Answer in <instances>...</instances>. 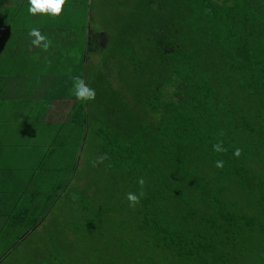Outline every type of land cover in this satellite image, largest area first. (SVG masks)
<instances>
[{
  "label": "trees",
  "instance_id": "16d2710c",
  "mask_svg": "<svg viewBox=\"0 0 264 264\" xmlns=\"http://www.w3.org/2000/svg\"><path fill=\"white\" fill-rule=\"evenodd\" d=\"M129 14L131 44L117 41L94 61L91 76H79L96 95L81 102L72 92L73 113L88 111V119L68 126L86 136L91 120L99 123L93 137L139 197L133 259L264 264V0H140ZM125 35L122 29L119 38ZM217 143L224 151L213 150ZM73 170L63 180L56 175L62 181L53 179L44 203L31 201L29 188L19 213H0V244L8 245L0 263L48 220ZM61 250L49 252L52 264Z\"/></svg>",
  "mask_w": 264,
  "mask_h": 264
},
{
  "label": "rangeland",
  "instance_id": "374dc122",
  "mask_svg": "<svg viewBox=\"0 0 264 264\" xmlns=\"http://www.w3.org/2000/svg\"><path fill=\"white\" fill-rule=\"evenodd\" d=\"M137 1L140 0H84L79 4L75 0L71 13H65L60 18L51 17V24H58V36L66 32L72 41L65 39L58 42L56 51H52L51 65L43 66L41 70L52 69L56 73L59 71L66 74L69 71L81 76L88 71L83 69V62L87 61L91 76L94 61L101 60L114 43L119 41L131 44L127 42L131 32H128L125 25L131 22L129 11ZM122 29L126 33L123 39L119 38ZM143 52L147 54L146 50ZM86 54L89 60L85 57ZM145 76L146 74L142 80ZM33 102L36 101L33 100L30 104ZM39 103L43 106L44 101ZM123 103L128 107L135 106L133 101L130 102L125 97ZM133 110L136 111V108ZM27 115L29 120L34 119L33 113ZM91 121L86 138L81 142V149H72L70 155L61 156L54 148L52 155L44 157L45 165L39 172L42 179L40 184H43L40 187L44 188L40 196L41 202L47 200L56 186V180L59 181L56 173L66 174L72 167L74 170L71 172L70 185L60 195L56 209L48 220L42 222L36 230L38 232H34L35 236L21 237L23 241L10 249V253H6L0 264H48L50 261L52 264L49 252L60 249L62 250L54 264H69L72 261H76V264H137L133 255L141 240L138 238L140 216L138 206H130L126 198L127 193L131 192L132 183L124 175L125 170L111 167L112 164L106 160L109 151L92 134L94 130L99 131L100 125ZM39 143L43 144L41 141ZM45 174L47 178L44 179ZM8 190L11 193L13 189L10 187ZM67 201L65 209L63 204ZM22 208L23 202L19 206V209ZM61 219L63 220L60 221ZM60 222L64 226L60 227ZM57 239L63 246L55 244ZM6 246L8 245L0 244V250ZM156 260H159L157 255Z\"/></svg>",
  "mask_w": 264,
  "mask_h": 264
},
{
  "label": "crops",
  "instance_id": "0c3cea01",
  "mask_svg": "<svg viewBox=\"0 0 264 264\" xmlns=\"http://www.w3.org/2000/svg\"><path fill=\"white\" fill-rule=\"evenodd\" d=\"M77 1L82 4L84 0ZM74 2L66 0L61 16L74 9ZM50 20L51 17L29 15L27 0H0V213L5 219L14 211L22 210L19 206L25 202L26 189L34 190L30 198L38 202L40 196L34 194L41 185L39 172L45 165V156L52 155L54 148L61 156H68L72 149H81L80 141L86 138L79 130L69 134L73 131L69 121L82 124L85 116L88 119V111L73 113L76 100L72 99V86L77 76L69 71L66 74L41 70L51 65L52 51H56L58 42L72 41L66 32L58 36V24L52 25ZM34 27L51 40L48 50L30 44L28 31ZM85 57L89 60L87 54ZM83 66L88 70L81 74L85 77L90 66L87 61ZM33 100L36 102L30 104ZM41 100L43 106L39 103ZM31 113L33 120L28 119L27 114ZM74 135L76 143L71 145ZM56 175L67 178L66 174ZM44 176L47 178V174Z\"/></svg>",
  "mask_w": 264,
  "mask_h": 264
},
{
  "label": "clouds",
  "instance_id": "9594fccd",
  "mask_svg": "<svg viewBox=\"0 0 264 264\" xmlns=\"http://www.w3.org/2000/svg\"><path fill=\"white\" fill-rule=\"evenodd\" d=\"M66 0H27V12L31 16H41V17H53L58 18L61 16L62 11L65 9ZM28 36L30 37V44L33 47L40 48L42 50H48L51 45V40L45 34H42L39 28H31L28 31ZM72 92L75 98L81 102H89L95 99V90L91 88L84 79L76 77L74 78V83L72 86ZM213 150L215 152L224 151L220 143L214 144ZM236 157L240 156V149L236 148L233 152ZM217 168L223 167V161L215 162ZM143 184V180L139 181ZM127 200L130 206L135 205L139 202V197L132 192L127 193Z\"/></svg>",
  "mask_w": 264,
  "mask_h": 264
},
{
  "label": "water",
  "instance_id": "95a60500",
  "mask_svg": "<svg viewBox=\"0 0 264 264\" xmlns=\"http://www.w3.org/2000/svg\"><path fill=\"white\" fill-rule=\"evenodd\" d=\"M24 237V236H23Z\"/></svg>",
  "mask_w": 264,
  "mask_h": 264
}]
</instances>
